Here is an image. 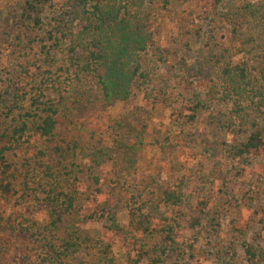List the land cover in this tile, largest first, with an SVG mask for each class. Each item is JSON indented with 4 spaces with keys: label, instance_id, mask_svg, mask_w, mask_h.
<instances>
[{
    "label": "rangeland",
    "instance_id": "rangeland-1",
    "mask_svg": "<svg viewBox=\"0 0 264 264\" xmlns=\"http://www.w3.org/2000/svg\"><path fill=\"white\" fill-rule=\"evenodd\" d=\"M66 1L56 0V3L60 6ZM170 1L169 7L175 14L191 10L198 13L201 5L197 0ZM248 1L259 7L264 2ZM26 2L0 0V102L9 84L32 79L37 81L27 84L26 89L42 82L48 86L46 93L55 100L61 94L69 98L66 121L58 127L52 140H31L10 153L20 167L21 177L12 202L0 200V264H49L44 259L47 255L43 243L38 240L42 236L32 232L38 230L35 222L46 225L51 221L47 191L55 177H67L69 167H65L71 162L76 163L73 166L76 175L85 187L96 188L94 175L100 176L102 182L101 191L91 194L87 200L75 192L82 191L83 186L74 181V174L70 176L66 190H73L78 200L75 208L65 215L60 237L68 236L70 227L77 226L86 241L63 264H134L132 259L137 258L144 236L130 224L127 201L132 197L139 204L147 203L154 226L158 228L164 216L182 211L191 221L180 227L181 241L199 237L206 243V229L202 225L192 228L195 222L192 219L200 216L203 202L213 212L221 206L220 241L224 246L236 245L238 249L237 258L226 264H246L242 243L251 240L259 230L264 242L261 222L264 219V154L250 156L243 164L239 159L232 161L229 153L235 136L210 119L211 114L228 111L231 104L211 99L207 88L182 82L180 69L171 59L167 63L149 62L151 80L137 85L129 100L106 106L96 80L73 66L67 52L52 51L53 59L45 57L42 31L29 24L24 15ZM163 2L160 0L157 5L163 6ZM228 3L229 0H224V4ZM166 19L162 34L156 35L158 42L171 36L173 17ZM251 24L257 41L250 46L251 54L257 58L264 43V23L253 20ZM204 25V38L199 41L193 38L189 40L190 46L181 48L190 50V59L196 58V49L210 34L223 40L231 35L226 28L212 32L210 23ZM197 97L202 104L196 120L191 121L186 115L194 113L192 107ZM3 103H0V125L8 127L13 117H6ZM19 103L28 107L30 102ZM75 143L78 147L72 150ZM59 146L63 151H57ZM166 189L183 191L181 207L158 206ZM117 192L116 198H122L115 208L118 222L124 227L122 236L109 230L110 221L101 215L100 208ZM87 213H97V217L86 220ZM239 215L251 221L247 235H234L231 230ZM60 237L57 239L62 245ZM154 238L149 240L151 244L157 240ZM106 245L110 246L109 250L105 249ZM195 263L220 264L204 252L196 256Z\"/></svg>",
    "mask_w": 264,
    "mask_h": 264
},
{
    "label": "trees",
    "instance_id": "trees-1",
    "mask_svg": "<svg viewBox=\"0 0 264 264\" xmlns=\"http://www.w3.org/2000/svg\"><path fill=\"white\" fill-rule=\"evenodd\" d=\"M159 1L67 0L59 6L56 0H27L24 15L30 20L29 24L41 29L45 57L53 59L55 54L52 51L67 52L73 66L96 80L106 106L129 100L137 85L151 80L149 62L167 63L174 59L182 82L207 88L211 99L231 104L228 111L211 114L210 119L235 136V144L229 153L232 161L239 159L243 164L250 156L263 155L264 43L257 58H252L250 46L257 41L250 24L253 20L264 23V2L259 7L248 0H229L228 4H224V0H197V4H201L198 13L191 10L175 14L169 7L170 0H164L163 6L157 5ZM171 15L174 22L171 36L158 42L156 35L162 34L166 18ZM206 22L212 25V32L226 28L231 35L223 40L210 34L196 49V58L190 59V50L186 52L181 48L189 45V40L193 38L198 41L204 38ZM248 30L249 34L246 33ZM181 51L183 55H180ZM240 55L243 57L236 60L235 57ZM36 81L32 79L24 83L16 80L15 85L9 84L1 94L4 114L7 118L13 117L10 126L0 125V200L4 203L12 202L21 177L20 167L10 153L31 140H52L67 118L65 112L69 96L61 94L55 100L46 93L48 86L42 82L26 89ZM22 100H29V106H21L19 102ZM195 100L198 101L192 107L194 113L186 115L191 121L196 120L199 105L202 104L199 97ZM77 147L75 143L72 150ZM57 151H63L62 147L59 146ZM75 164L71 162L67 165V177H55L47 191L51 221L46 225L34 223L38 230L32 234L42 236L38 240L43 243L47 255L44 259L49 264L67 262L82 249L86 241L79 232L81 228L77 226L70 227L68 236L60 237L65 215L75 208L78 200L73 190H66L70 185V176L74 174V181L78 182V186H83L82 191L75 192L84 199L89 200L91 194L101 191L100 176L92 177L97 185L95 189L85 187L76 175ZM118 192L114 193L115 198ZM183 195L182 190L166 189L158 206L171 204L181 207ZM114 197L107 198L100 205L101 215L110 221L109 230L122 236L124 227L118 222L115 211L122 198ZM127 204L131 226L144 236L137 258L132 259L134 264H196L195 258L200 252L220 264L230 263L237 258V246L230 248L220 241L221 206L213 212L203 202L200 216L192 219L195 221L192 228L202 225L208 233L205 237L207 241L203 243L199 237L179 239L180 227L191 221L184 217L182 211L164 216L158 228L154 226L146 202L139 204L132 197ZM96 217L97 213H87L84 218ZM261 222L264 224V219ZM250 228L251 221L240 215L231 226L233 234L241 236L247 235ZM59 237L63 240L62 245L57 239ZM154 237L157 240L151 244L149 240ZM242 247L246 264H264L261 230L251 240H245ZM105 249L109 250L110 246L106 245Z\"/></svg>",
    "mask_w": 264,
    "mask_h": 264
}]
</instances>
